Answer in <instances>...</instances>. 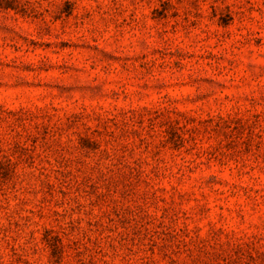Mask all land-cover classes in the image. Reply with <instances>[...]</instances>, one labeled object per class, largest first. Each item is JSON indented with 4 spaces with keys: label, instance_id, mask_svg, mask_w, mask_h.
<instances>
[{
    "label": "rangeland",
    "instance_id": "374dc122",
    "mask_svg": "<svg viewBox=\"0 0 264 264\" xmlns=\"http://www.w3.org/2000/svg\"><path fill=\"white\" fill-rule=\"evenodd\" d=\"M0 264H264V0H0Z\"/></svg>",
    "mask_w": 264,
    "mask_h": 264
}]
</instances>
